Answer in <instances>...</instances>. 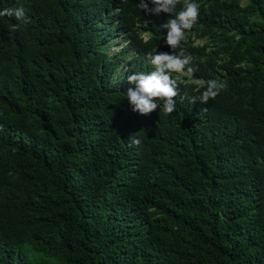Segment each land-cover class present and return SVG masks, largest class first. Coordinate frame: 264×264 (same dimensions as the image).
<instances>
[{"label": "trees", "instance_id": "obj_1", "mask_svg": "<svg viewBox=\"0 0 264 264\" xmlns=\"http://www.w3.org/2000/svg\"><path fill=\"white\" fill-rule=\"evenodd\" d=\"M241 1L195 0L175 111L141 115L127 76L171 15L0 0L30 18L0 17V264H264V0Z\"/></svg>", "mask_w": 264, "mask_h": 264}, {"label": "clouds", "instance_id": "obj_2", "mask_svg": "<svg viewBox=\"0 0 264 264\" xmlns=\"http://www.w3.org/2000/svg\"><path fill=\"white\" fill-rule=\"evenodd\" d=\"M150 3L151 7L148 0H140L138 7L152 16L159 17L163 13L173 17L161 25L163 29L167 30L164 44L171 51H160L148 55V62L153 66V71L149 73L135 72L127 76L128 83L134 87L128 88L126 97L133 112L148 115L155 111L162 102L164 112L170 114L175 111V98L179 95L177 81L172 78L171 74H184L185 70L188 73L193 71V68L188 67L192 63V58L181 48V42L185 39L186 30H191L197 22L200 6L195 0H183V8L177 12L176 7L181 3V0H150ZM4 16H14L21 23L30 21L23 6L0 10V17ZM177 49H180L178 54L176 53ZM226 87V82L210 80L207 82L206 89L199 96L192 97L190 102L194 104L199 101L201 104H207ZM139 144L140 140L137 137L132 135L129 137V146Z\"/></svg>", "mask_w": 264, "mask_h": 264}, {"label": "rangeland", "instance_id": "obj_3", "mask_svg": "<svg viewBox=\"0 0 264 264\" xmlns=\"http://www.w3.org/2000/svg\"><path fill=\"white\" fill-rule=\"evenodd\" d=\"M241 3L243 4L244 0H242ZM120 38H121V35H119V34L114 35V37L112 38L113 43L108 45V51L110 54L112 52H114L115 50H117L123 44V41ZM200 42H202V40H200V39L195 40V43H200ZM29 254L32 255L31 253H29Z\"/></svg>", "mask_w": 264, "mask_h": 264}]
</instances>
